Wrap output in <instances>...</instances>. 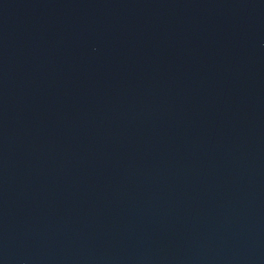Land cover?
Segmentation results:
<instances>
[{
	"label": "water",
	"instance_id": "95a60500",
	"mask_svg": "<svg viewBox=\"0 0 264 264\" xmlns=\"http://www.w3.org/2000/svg\"><path fill=\"white\" fill-rule=\"evenodd\" d=\"M0 264H264V0H0Z\"/></svg>",
	"mask_w": 264,
	"mask_h": 264
}]
</instances>
